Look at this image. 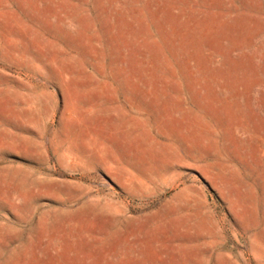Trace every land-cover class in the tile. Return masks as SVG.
Here are the masks:
<instances>
[{"label":"rangeland","instance_id":"1","mask_svg":"<svg viewBox=\"0 0 264 264\" xmlns=\"http://www.w3.org/2000/svg\"><path fill=\"white\" fill-rule=\"evenodd\" d=\"M0 264H264V0H0Z\"/></svg>","mask_w":264,"mask_h":264}]
</instances>
